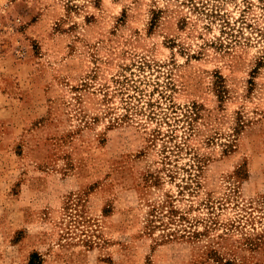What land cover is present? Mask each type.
I'll return each mask as SVG.
<instances>
[{"label":"rangeland","instance_id":"obj_1","mask_svg":"<svg viewBox=\"0 0 264 264\" xmlns=\"http://www.w3.org/2000/svg\"><path fill=\"white\" fill-rule=\"evenodd\" d=\"M0 264H264V0H0Z\"/></svg>","mask_w":264,"mask_h":264}]
</instances>
